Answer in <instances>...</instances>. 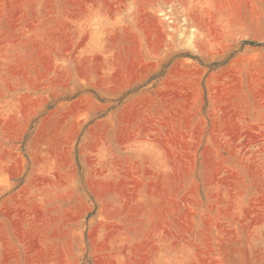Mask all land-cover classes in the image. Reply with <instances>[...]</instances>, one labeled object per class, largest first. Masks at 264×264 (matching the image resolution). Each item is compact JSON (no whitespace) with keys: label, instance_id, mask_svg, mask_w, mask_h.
Returning a JSON list of instances; mask_svg holds the SVG:
<instances>
[{"label":"rangeland","instance_id":"obj_1","mask_svg":"<svg viewBox=\"0 0 264 264\" xmlns=\"http://www.w3.org/2000/svg\"><path fill=\"white\" fill-rule=\"evenodd\" d=\"M0 264H264V0H0Z\"/></svg>","mask_w":264,"mask_h":264}]
</instances>
